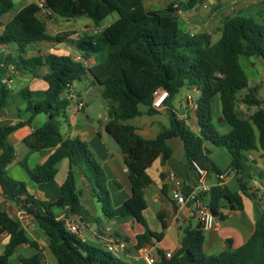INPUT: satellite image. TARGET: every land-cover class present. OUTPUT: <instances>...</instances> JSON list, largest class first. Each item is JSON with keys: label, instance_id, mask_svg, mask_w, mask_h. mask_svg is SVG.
<instances>
[{"label": "trees", "instance_id": "16d2710c", "mask_svg": "<svg viewBox=\"0 0 264 264\" xmlns=\"http://www.w3.org/2000/svg\"><path fill=\"white\" fill-rule=\"evenodd\" d=\"M55 17L75 19L87 16L100 27L108 16L117 13L119 17L108 26L95 32H85L77 40H70L73 33L61 32L51 35L46 23L39 17L43 9L38 2H31L16 12L6 23L4 15L15 7L13 0H0V44L10 46L12 53L0 54V113L13 102V91L4 78L13 66V72H34L48 66L43 76L48 83L45 91L22 89L16 95L26 103L25 111L32 116L47 114L48 120L37 127L26 139L28 153L21 162L29 177L37 183L54 180L58 165L69 160L70 168L61 185V196L55 202L44 201L31 194L25 182L9 176L8 167L15 160L14 146L9 136L19 127L0 125V188L6 199L19 204L32 215L43 229L49 241V249L57 264H132L121 257H114L104 248L95 247L82 240L78 234L67 229V221L76 217L82 223L92 222L82 202V191L76 184V169L83 172L92 185L94 197L102 205L104 215L109 219L126 221L133 218L145 231L137 234L135 249H142L160 233L150 230L144 217L147 208L145 189L153 184L148 168L161 158L162 165L172 156L168 140L179 138L184 144V162L194 170V161L210 173L223 175L235 172L240 183V192H232L224 183H218L199 198L209 205L215 216H221V209L242 210L244 197H252L248 179L250 166L247 153L257 149L264 155V109L252 91L240 97L249 88V79L240 63V57L264 60V19L241 13L227 16L223 21L221 37L214 42L204 31L191 32L183 24L172 6L167 11H149L147 0H38ZM199 0H188L187 9L193 8ZM71 42L82 54L80 60L69 55L49 53L44 57H27L28 48L38 42ZM91 62V63H90ZM92 76L95 84L102 87V94L108 104L106 131L120 145L124 162L129 171L132 195L120 207L114 208L107 187V176L101 163L89 144L79 137H64L61 118L65 116L71 102L65 97L69 85ZM182 88H196L199 91L195 118L199 132L179 118L172 101ZM167 90L169 97L165 104L169 114L168 127L162 128L155 139L142 137L135 126L127 123L143 113L141 104L148 107L147 114L159 110L153 107L155 92ZM219 97L221 119L229 131L221 132L214 121L212 101ZM12 99V100H11ZM253 108V113L244 116L240 105ZM256 105V106H255ZM206 141L222 148L231 162L227 171L221 170L210 157ZM49 151L46 161L32 169L28 156L33 152ZM166 174L162 172L161 177ZM194 184L199 179H190ZM220 181H222L220 179ZM194 187L186 186L185 195ZM209 197V200H207ZM259 205V204H258ZM64 211L58 218L53 208ZM256 214V229L251 238L240 248L227 250L219 255L204 252L205 232L202 226L184 230L181 247L171 258L159 250L157 264H252L264 256V213ZM159 218L162 228H167L163 213ZM96 220V219H94ZM0 232L8 241L0 264H9V258L22 244H30L39 250L37 243L30 240L21 222L12 218L7 210H0ZM129 242L128 237H124ZM20 264H44L38 251Z\"/></svg>", "mask_w": 264, "mask_h": 264}, {"label": "crops", "instance_id": "0c3cea01", "mask_svg": "<svg viewBox=\"0 0 264 264\" xmlns=\"http://www.w3.org/2000/svg\"><path fill=\"white\" fill-rule=\"evenodd\" d=\"M31 2H37V0H19L17 12ZM231 3L233 4L231 8V11H234L232 12L233 15L238 13L256 17L260 16V13L264 15V10H261L262 8L264 9V0H234ZM43 14L46 16H43ZM39 17L46 23L47 32L49 34L57 35L61 32H70L73 33L70 36V40H77L83 33L91 32L88 31V28L94 25L93 20L86 19L76 22L75 27L69 28L68 30L60 32L50 31V21H53L52 24H54L58 18L47 9H42L39 13ZM2 22L4 24L6 23L3 19ZM186 25V22L185 24L183 23L184 27ZM190 27H194V25L191 24ZM3 28L4 26L0 25L1 32ZM185 28L187 29V27ZM188 31L199 32V30ZM204 32L209 33L213 38L212 31L205 30ZM220 37L221 34L216 38V41H218ZM213 41L216 42L215 40ZM51 52L60 55H69L74 59L82 55L71 42L54 43L44 41L31 45L28 48L26 56L44 57ZM10 53H12L10 46L0 44V54L6 55ZM250 67L254 71L252 74H249L243 68L249 79V88L241 92L240 97L252 91L254 96L261 102L260 107L264 109V60L256 58V61L250 62ZM257 67L261 70L258 73H256ZM13 68V66L10 68V72L6 74L4 81H7L8 87L13 91L14 103H11L8 107H4L0 113L1 126H13L21 123V126L9 136V142L14 146L16 156L14 162L8 167V174L16 180L25 182L29 192L37 198L44 201L55 202L61 196V185L65 181L70 168L69 160L64 159L58 165V172L54 180L37 183L29 177L28 173L21 165V162L24 160L29 150L25 139L37 127L43 125L48 120L49 116L47 114L32 116L30 112L25 111L26 103L23 102L21 97H16L17 93L25 88L31 91L47 90L48 83L44 80L43 76L48 72V66H42L34 72H13ZM187 89L188 92L184 97L186 98L188 95H192L197 101L199 91L196 88ZM71 91L75 94L76 99L70 101L71 104L67 108L65 116L61 118L62 133L66 138L79 137L89 144L90 149L106 172L108 179L107 187L110 192L112 205L114 208H118L130 198L132 195V188L122 149L116 140L108 134L105 128L108 121V102L103 97L102 87L93 82L91 75H87L82 80L74 82ZM63 97L65 98L66 95L63 94ZM185 98L177 105V115L179 118L185 120L193 130L199 132L195 118V110L185 109L182 106ZM215 99L216 97L212 101L214 121L221 132H228V126L223 123L221 119V104ZM77 102L82 103L83 107L78 109L76 106ZM244 108L249 115L253 113V108L246 105H244ZM158 112L168 114L166 108ZM142 113L141 116L129 120L131 123L129 121H127V123L135 126L137 132L142 137L146 139H155L161 130L162 122H160L158 118H145V112ZM168 121L170 123V118ZM168 144L172 148V156L165 165H162L161 158H158L148 168V173L154 182L147 187L144 192L147 202V208L143 212L144 217L150 230L162 235L161 239L157 241L155 238H152V241L146 244L142 249H135L137 243L136 236L137 234L143 233L145 228L133 218L126 221L107 218L103 213L102 205L94 197L92 185L84 176L83 172L76 169V184L78 189L82 191L83 205L93 220L92 222L82 223L78 218L72 217L67 221V224H74L77 226V234L82 240L95 247L106 249V243L109 238L115 237L125 240L124 237H128L130 241L127 242V252L122 258L132 264H145L142 256L143 250L152 252L157 256H159V250L163 253H175L181 247L184 230L188 226L192 228H198L200 226L195 206L193 204H179L174 198V192L177 187L169 176L170 174L176 176L177 180L180 182V189L182 191L188 185L194 187V189L199 185V183L194 184L190 180V170L184 162V144L179 138L168 140ZM205 146L210 150V157L215 164L221 170L227 171L231 162L229 155L211 141H206ZM48 154L49 151L44 153L33 152L29 154V167L35 169L38 165L44 163ZM247 156L249 159L250 175L252 176L248 179V186L250 187L252 197H244V208L242 210H220L221 216H216L215 227L204 231L205 241L203 248L207 255H219L227 250L240 248L255 232L256 211L259 205L264 213V155L260 150L254 149L249 151ZM162 172L166 174L164 178L161 177ZM220 179L217 173L208 174L205 183L208 190L218 183H224L232 192H240V183L238 175L235 172H229L227 177L221 179L222 181H220ZM207 200H209V197H207ZM0 210H7L12 218L20 221L21 227L28 233L30 240L37 243L39 246V250H37L30 244L20 245L12 256H10L9 264H20L22 259L32 257L38 251H41L43 255L44 264H57L55 257L49 249V241L43 229L38 225L34 217L21 208L19 204L6 199L1 188ZM59 212L58 218H63L65 214L64 211L60 210ZM160 213H163L167 221L168 225L166 229L162 228V223L159 218ZM7 241V235L0 232V253L4 252Z\"/></svg>", "mask_w": 264, "mask_h": 264}, {"label": "rangeland", "instance_id": "374dc122", "mask_svg": "<svg viewBox=\"0 0 264 264\" xmlns=\"http://www.w3.org/2000/svg\"><path fill=\"white\" fill-rule=\"evenodd\" d=\"M16 3L15 9L9 13L3 16V21H8L12 15H14L17 12V4H19V0H13ZM234 0H199L197 4L191 8L187 9L186 5L188 3V0H147L146 1V7L149 11H167L170 6L173 8L177 9L176 12H174L177 16L180 17V20L182 24L185 22L187 25L188 30L192 31H212L213 34V40L216 41V38L221 34V29L223 26V21L227 16H232L231 8H232V3ZM261 10H264L263 8ZM236 12V11H235ZM47 13V12H46ZM48 14V13H47ZM43 16H46L43 14ZM48 17V16H47ZM119 15L117 13H113L110 16H108L103 22H101V28L98 27L95 23L93 26L88 28V31L95 32L96 30H100L112 22H114ZM261 19H264L263 13H260V16H258ZM57 21L53 23V21H50V31H65L68 30L69 28L75 27V23L80 21V20H86L90 19L87 16H82L81 18H75V19H66L64 17H57ZM91 20V19H90ZM191 22V23H190ZM193 24L194 27H190V25ZM184 26L182 28L186 29ZM85 28V27H84ZM85 30V29H84ZM49 31V32H50ZM1 33V29H0ZM218 40V39H217ZM261 59V58H259ZM262 60V59H261ZM251 61H256V58H247V57H240V63L242 67L249 73L252 74L254 73L253 69L250 67V62ZM260 63V62H258ZM258 65V64H257ZM261 65V64H260ZM259 67V65H258ZM256 69V73H258L260 68ZM188 89L187 88H182L180 89L179 93L175 96V98L172 101V105L175 109H178L177 105L182 99H184L185 95L187 94ZM218 103H220L219 97L217 96L216 99ZM139 109L142 112H145L144 117H150L152 119L158 118L160 122H162V128L168 127L169 126V121H168V114H162V113H154L152 115L147 114L148 107L144 104H141L139 106ZM131 123V121H129ZM164 126V127H163ZM225 151V150H224ZM226 152V151H225ZM227 153V152H226ZM61 209L58 207H54L53 211L54 213L58 216L60 213ZM150 223L152 224L151 220Z\"/></svg>", "mask_w": 264, "mask_h": 264}, {"label": "built area", "instance_id": "2783aa9c", "mask_svg": "<svg viewBox=\"0 0 264 264\" xmlns=\"http://www.w3.org/2000/svg\"><path fill=\"white\" fill-rule=\"evenodd\" d=\"M38 4L45 9L44 2L38 1ZM81 57H76L75 60H80ZM69 91L66 92V98L69 101H74L76 99L75 94L71 91L72 86L69 85ZM169 97L167 90H158L155 92V99L153 101V107L162 110L166 108V100ZM77 108L83 107L82 103L77 102L76 103ZM182 106L185 109H194L197 108L196 100L193 98L192 95H188ZM240 111L244 116H249V113L244 108V104L240 105ZM193 166L195 168V171L198 175L199 179V185L196 189H194L189 195H185L182 190L180 189V182L177 180L176 176L174 174H170V179L175 183L177 189L174 192V198L177 200L179 204L186 205V204H193L195 206L197 218L202 226V229L204 231L210 230L215 227L216 225V216L212 212L211 208L205 201L201 198H199V194L201 192L208 191V188L206 187V177H207V171L202 168L197 162L194 161ZM228 173H225L220 176L221 179L227 177ZM67 229L73 233H78V228L74 224H68ZM106 250L110 252L114 257H121L127 252V242L123 239L119 238H109L106 243ZM143 258L145 261V264H157L158 256L156 254H153L152 252H148L147 250H143ZM171 252L166 253L167 258L172 257Z\"/></svg>", "mask_w": 264, "mask_h": 264}, {"label": "water", "instance_id": "95a60500", "mask_svg": "<svg viewBox=\"0 0 264 264\" xmlns=\"http://www.w3.org/2000/svg\"><path fill=\"white\" fill-rule=\"evenodd\" d=\"M190 177L193 178L194 180H197L198 175H197L196 171L190 170ZM252 264H264V256Z\"/></svg>", "mask_w": 264, "mask_h": 264}]
</instances>
